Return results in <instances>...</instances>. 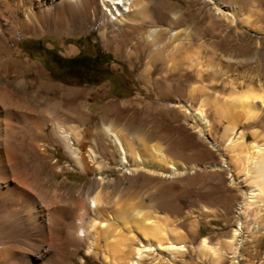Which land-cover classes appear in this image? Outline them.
Returning <instances> with one entry per match:
<instances>
[{"label": "rangeland", "instance_id": "1", "mask_svg": "<svg viewBox=\"0 0 264 264\" xmlns=\"http://www.w3.org/2000/svg\"><path fill=\"white\" fill-rule=\"evenodd\" d=\"M143 2L145 11L136 22L115 26L117 30L108 29L103 35L100 24L70 36L26 38L18 34V43L12 48L21 58L0 53V86L13 91L37 117L53 114L63 118L64 111L79 110L83 102L87 103L91 111L88 127H100L105 122L121 131L118 134L122 137L136 138V148L144 160H158L151 149L155 144L181 163L197 166L182 176L166 179L165 184L157 171L142 170L153 177L145 189L140 176L130 181L132 176L119 177L107 170L101 174L83 173L63 147L49 140L51 127L37 140L48 155L46 160L40 159L47 164L42 179H53L47 183L52 190L70 188L72 194L87 191L96 187L99 178L120 179L121 189L132 188L139 197L150 190L151 195L157 194L158 199L171 204L168 215L176 218L172 224L177 231L182 233L190 226L194 230L187 241H178L189 253L174 264H212L195 253L204 238L214 248L224 249V242L238 226L240 210L252 229H258L264 217V202L258 209L247 210L248 183H243L248 179L244 174L247 158L233 160L230 167L229 142L224 136L228 128H239V132L246 133L247 143L264 145V119L247 117L239 101L243 92L264 94V0ZM232 8L234 14L225 11ZM153 29L158 30L154 38L158 48L143 38ZM71 47L76 52L67 55ZM27 60L33 66L32 76L26 77L24 86L34 87L36 98L18 86L23 80L21 73L27 70L17 72L18 77L12 81L1 73L2 67L8 70ZM20 68L15 67V71ZM186 105L193 109L201 106L212 124L209 135L198 132L201 127L196 117L187 113ZM30 159L34 160V154ZM51 166L59 174L55 180ZM204 209L217 215L207 217ZM249 232L239 238H245L248 244L237 255L224 250L218 253L220 264H264V229L260 234ZM32 244L40 245L33 239L24 247L31 248ZM46 245H51L50 241ZM65 245L71 252L69 264H103L94 254L88 255V243ZM54 252L52 247L50 253ZM158 255L154 256L161 259Z\"/></svg>", "mask_w": 264, "mask_h": 264}, {"label": "bare ground", "instance_id": "2", "mask_svg": "<svg viewBox=\"0 0 264 264\" xmlns=\"http://www.w3.org/2000/svg\"><path fill=\"white\" fill-rule=\"evenodd\" d=\"M143 5L142 0H0V53L21 58L12 48V44L18 43V34L26 38L70 36L93 24H100L102 35L108 29L114 32L113 28L117 26L136 22L145 11ZM225 11L235 13L234 8ZM157 32L153 29L142 34L154 48H158L154 43ZM75 52L71 47L67 55ZM21 62L13 68L8 64V70L2 67L1 73L12 81L18 77L17 72L27 70L21 73L23 80L18 86L36 98L38 94L34 87L24 86L26 77L32 76L33 66L28 60ZM18 66L22 69L15 71ZM239 99L245 109L242 113L264 119V94L243 92ZM79 107V110L64 111L63 118L53 114L37 117L13 91L0 86V264H69L71 252L66 248V242L88 243V255L94 254L103 264H174L177 258L185 257L189 251L185 245H178V241H187L194 232L193 227L182 233L177 231L176 225L172 224L176 218L168 215L171 204L158 199L157 194L151 195L150 190L139 197L132 188L121 189L120 179L106 181L99 178L95 188L72 194L70 188L62 192L52 190L47 184L53 181L51 177L42 179L47 164L41 160H46L48 155L37 140L45 136L49 127L52 128L49 140L63 147L72 163L88 175L107 170L119 177L132 176L130 181L140 176L144 178L146 189L153 177L142 170L157 171L162 184L168 178L184 175L189 169L196 170L197 166L181 163L157 149L155 144L151 149L158 160H144L136 148V138L122 137L118 134L121 131L117 132L105 122L90 129V107L84 102ZM186 109L196 117L201 127L198 132L209 135L212 124L201 106L193 109L186 105ZM239 130L228 128L224 134L231 154L228 164L231 167L233 160L247 158L244 174L248 179L243 178V183H248L249 197L245 202L247 210L258 209L264 202V145L255 141L247 143L246 133ZM213 146L219 148L215 143ZM30 154H34V160L30 159ZM144 164L149 166L142 169ZM101 166L105 169H98ZM51 167L55 180L59 174L55 166ZM204 212L207 217L217 215L209 209ZM239 212L238 226L224 242V249L214 248L204 238L196 248V255L202 260L210 259L212 264H220L217 256L220 251L237 255L242 250L247 241L239 238L245 232L261 233L264 217L260 218L258 229H252L243 217L244 212ZM179 220L182 225L183 220ZM33 239L40 245L24 247ZM47 241L51 245H46ZM52 247L55 252L51 254Z\"/></svg>", "mask_w": 264, "mask_h": 264}]
</instances>
